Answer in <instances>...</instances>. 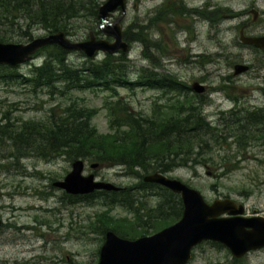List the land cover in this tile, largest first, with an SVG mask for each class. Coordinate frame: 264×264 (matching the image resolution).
<instances>
[{
  "label": "rangeland",
  "instance_id": "obj_1",
  "mask_svg": "<svg viewBox=\"0 0 264 264\" xmlns=\"http://www.w3.org/2000/svg\"><path fill=\"white\" fill-rule=\"evenodd\" d=\"M96 1L103 4L106 0ZM162 7H176L179 13L168 16L158 28L151 19ZM202 7L208 14L217 9L232 13H222V20L210 22V16L193 11H203ZM254 9L260 12L257 21ZM120 16L116 13L111 18ZM121 24L124 34H129V48L118 54L128 61V76L136 80L146 69L153 75L174 76L186 83L190 90L186 93L202 104L204 117L217 130L215 133L226 136L216 143L210 133V165L176 168L164 175L200 191L208 203L230 198L243 204L249 216L264 217V131L260 129L262 124L246 123L252 112L262 111L264 116V54L239 40L241 28L247 35L264 34V0H127ZM29 25L30 21H23L17 27L0 26V30L10 43L26 44L31 40L24 35ZM71 26L70 37L75 42L87 40L92 32L99 33V19L96 23L89 15ZM28 31L34 38L48 34L37 25H31ZM142 31L150 40L146 47L138 42ZM99 36L104 38L102 33ZM69 58L76 67L86 61L80 52L70 53ZM103 58L101 54L94 59L99 62ZM42 61L37 57L11 70L28 78L33 66ZM235 64L251 69L236 76ZM195 83L205 86V92L195 93ZM118 92L119 99L147 116L155 105L176 103L182 98L178 92L150 88H118ZM111 100L117 99L100 90L62 95L34 89L28 82L23 84L21 78L0 83V220L5 223L0 228V264H98L102 240L111 231L99 222L98 215L107 211L114 218L133 221L140 214L147 219L149 210L164 201L159 189L150 191L147 186L149 190H143L139 176L127 174L122 167L94 170L91 166L97 162L90 160L86 161L85 175L94 174L97 180L113 183L123 192L130 190L134 202L128 207L122 203L112 206L109 202H117L118 196L102 192L91 200L68 197L54 184L72 172L73 161L65 156L44 158L36 148L20 147L11 139L24 132L26 122L48 124L49 118L61 117L63 109L72 105L97 110L92 123L100 133H108L110 117L104 104ZM152 228L146 229L147 235L156 233ZM138 231L143 233L145 229ZM234 260L224 246L202 243L189 264H236ZM239 264H264V249L252 251Z\"/></svg>",
  "mask_w": 264,
  "mask_h": 264
},
{
  "label": "trees",
  "instance_id": "obj_2",
  "mask_svg": "<svg viewBox=\"0 0 264 264\" xmlns=\"http://www.w3.org/2000/svg\"><path fill=\"white\" fill-rule=\"evenodd\" d=\"M101 5L96 0H0V26L17 27L23 21H30L29 28L37 25L48 34L62 31L71 36V24L75 20L89 15L94 22H98ZM178 13L176 7L159 8L151 23L159 28L160 23L168 16ZM197 13L204 17L210 16L209 19L218 22L222 19V13L232 12L217 9L210 14L207 11ZM28 30L24 35L32 41L33 34ZM96 35H100V32ZM124 35L126 39L129 38L128 33ZM149 41L148 35L142 31L138 42L146 47ZM0 42L10 43L1 30ZM154 45L160 48L159 42ZM37 57L43 61L33 66L28 78L11 70L13 68L0 66V83L14 82L21 78L23 84L28 82L34 89H48L52 93L68 95L72 91L100 90L110 92L111 99H117L104 104L110 117V132L105 134L100 133L92 123L97 110L76 108V105L63 109L61 117L57 119L53 116L49 118L48 124L26 122L24 132L19 135L26 136L11 139L20 147L36 148L37 153L44 158L65 156L72 161L90 160L102 167H122L127 174L143 178L152 173L172 172L176 168L196 169L201 165H210V133L214 135L216 143L226 139L223 132L220 135L215 133L217 130L205 119L202 104L196 100V96L186 93L190 91L187 84L176 80L174 76L159 77L143 69L140 76L132 80L128 76V61L123 54L107 55L99 62L86 59L82 66L76 67L70 62L68 52L52 45L41 49L36 54L35 58ZM118 88L178 92L182 98L176 103H172V100V104L155 105L151 116H147L134 111L127 102L119 99ZM252 113L247 117L246 123L253 126L262 124L260 129L264 131L263 112ZM231 129L234 132L232 127ZM37 136L40 138H36ZM146 185L148 184L142 181V186ZM148 187L151 191L159 189L162 192L159 196L163 197L164 203L150 209L147 219L140 214H136L133 221L114 218L106 211L98 215L99 222L106 229L130 238L138 236L139 228L145 229L140 234L147 235V228L153 227L154 232H158L177 222L183 213L180 196L160 186ZM129 191L114 193V196H118L117 202L109 203L112 206L117 203L131 206L134 199L128 194ZM175 215L178 219H174ZM206 244L221 246L210 242ZM234 262L239 264L241 259H235Z\"/></svg>",
  "mask_w": 264,
  "mask_h": 264
},
{
  "label": "water",
  "instance_id": "obj_3",
  "mask_svg": "<svg viewBox=\"0 0 264 264\" xmlns=\"http://www.w3.org/2000/svg\"><path fill=\"white\" fill-rule=\"evenodd\" d=\"M126 4L127 0H107L99 7V31L104 35L102 39L92 32L87 40L74 42L64 32H58L35 38L26 44L0 42V65L17 67L25 64L39 50L50 45H56L66 52H82L89 58L98 51L106 54L125 53L129 45L121 21L126 13ZM118 12H121V16L112 19L111 15ZM252 12L256 21L259 12ZM240 41L264 53V36H246L242 30ZM248 70V66L238 64L234 74L242 75ZM192 90L200 94L205 92L206 87L195 83ZM98 167V164L91 166L92 169ZM72 168L63 181L54 184L55 187L71 195L120 190L112 183L96 181L94 174L85 176L83 160L75 161ZM144 182L163 186L180 195L184 206L182 218L152 236L137 240H124L113 231H108L99 264H188L193 249L203 242L225 246L234 258H242L264 248V218L244 217L243 205L238 206L228 198L209 204L198 190L161 173L147 175Z\"/></svg>",
  "mask_w": 264,
  "mask_h": 264
},
{
  "label": "flooded vegetation",
  "instance_id": "obj_4",
  "mask_svg": "<svg viewBox=\"0 0 264 264\" xmlns=\"http://www.w3.org/2000/svg\"><path fill=\"white\" fill-rule=\"evenodd\" d=\"M202 9H205V8H203L202 7ZM196 11V10H195ZM240 16H243V13L242 14H240ZM259 18V17H258ZM213 22V20L211 19L210 20V22ZM240 31H241V29H240ZM240 31H239V33H240ZM264 34H259V35H257V36H263ZM237 64H235V66H236ZM250 69H251V67H250ZM68 197H70V195H67ZM74 198L75 199H78V200H82V199H85L86 198V196H84V195H77V196H74ZM254 215H256V214H254ZM181 216H182V214H181ZM246 216H249L248 214H246ZM175 218H177L178 219V217L175 215ZM181 218V217H180ZM2 227H5V223L3 222L2 223V225L0 226V228H2ZM120 237H122V238H124V239H130V238H127V237H123V236H121L120 235ZM137 238H139V237H137ZM137 238H135V239H137ZM104 242H105V235H104V238H103V240H102V243H101V246H100V249H99V253H100V250H101V248H102V246L104 245Z\"/></svg>",
  "mask_w": 264,
  "mask_h": 264
},
{
  "label": "bare ground",
  "instance_id": "obj_5",
  "mask_svg": "<svg viewBox=\"0 0 264 264\" xmlns=\"http://www.w3.org/2000/svg\"><path fill=\"white\" fill-rule=\"evenodd\" d=\"M110 39V38H109ZM31 42V41H30ZM21 44V43H20ZM104 55V58L107 56V55H118V53L117 54H106V53H104L103 51H98V53H96V55L94 56V57H92V58H89V57H87V56H85L86 57V59H89V60H95L94 58H96V56L98 55ZM98 58V57H97ZM104 58L102 59V60H104ZM97 61V60H96ZM234 69H235V67H234ZM135 91V90H134ZM94 165V164H93ZM92 165V166H93ZM84 166L86 167V161L84 162ZM168 177V176H167ZM144 178L145 177H143L142 178V181L144 182ZM169 178V177H168ZM145 183V182H144ZM118 188H120V187H118ZM120 190L122 191V189L120 188Z\"/></svg>",
  "mask_w": 264,
  "mask_h": 264
}]
</instances>
